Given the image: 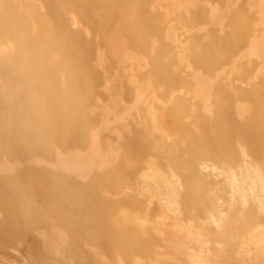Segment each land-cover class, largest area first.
<instances>
[{
  "label": "bare ground",
  "instance_id": "6f19581e",
  "mask_svg": "<svg viewBox=\"0 0 264 264\" xmlns=\"http://www.w3.org/2000/svg\"><path fill=\"white\" fill-rule=\"evenodd\" d=\"M200 1H172L178 29L221 24L224 13ZM152 3L0 0V250L18 241L42 264H264V32L243 50L250 23L237 7L224 32H191L176 47ZM95 35L117 63L144 53L135 70L145 82L119 72L108 104ZM251 54L262 77L245 64ZM184 61L199 71L193 80L180 74ZM192 83L207 113L168 93ZM169 96L145 117L140 101ZM124 97H134L131 110ZM154 200L175 224L190 219L200 253L149 217Z\"/></svg>",
  "mask_w": 264,
  "mask_h": 264
},
{
  "label": "rangeland",
  "instance_id": "374dc122",
  "mask_svg": "<svg viewBox=\"0 0 264 264\" xmlns=\"http://www.w3.org/2000/svg\"><path fill=\"white\" fill-rule=\"evenodd\" d=\"M172 1L173 0H153V8L156 12H158L159 17L161 19V22L163 23V25H165L166 27H170L171 29L173 28L174 31L177 33L176 37H177V41H175V45L177 47V43L183 44L184 46H186V44L189 42L190 40V34L191 32H200V33H206L207 31L210 30V28H214L217 29L218 32H224L225 29L228 28V23L229 20L227 18V13L229 14L230 11L235 10L237 7H240L243 12L246 14V16L248 17V21L250 23L249 25V29H248V36L247 39L244 40L242 49L246 50L248 49L249 45H250V38L254 37L255 35H259V37L263 34L264 32V15H263V9H264V0L261 2L260 0H229L228 5L225 1H220V0H204V1H200L202 4H205L208 6V8L210 7L212 9V7L214 8H218L222 13H224V19L222 20L221 24H218L217 22H209L206 24H200V25H196L193 27V29L191 31H182L180 29L177 28L176 24H177V10L174 9V6L172 5ZM207 2V4H206ZM262 8H261V6ZM173 6V8H172ZM171 7V8H170ZM226 14V15H225ZM74 18H77L75 16V14H72V25L73 27L79 26V27H83L82 25V21H80L78 18L76 19L77 22L73 21L75 20ZM177 29V30H175ZM224 30V31H223ZM122 31V30H121ZM121 31L118 30V32L113 36L116 38V40H122L124 42V37L121 36ZM251 36V37H250ZM250 37V38H249ZM96 39V47H95V55H94V63L95 66L105 75V79L104 82L102 83V85H99L98 87V92H102L105 91V96L104 98H102V102L105 104H108L111 100V97L113 94H115L114 92L110 94V92L107 91L106 87L107 85H109L113 79L117 78V74H119V72L124 73L126 75V77H135L138 78L139 76V70H135V68H137V65L142 64V59L141 56L144 54L138 50H136V52H134L131 57H127L125 59L122 60V62L117 63V59L111 56V52H110V46L109 44H104L102 42V40L98 37L93 36V40ZM102 47V49H101ZM179 47V46H178ZM126 48V47H125ZM100 49V50H99ZM129 49V48H126ZM181 49L177 48V51L180 52ZM182 52V51H181ZM98 54V55H97ZM99 54H108L109 55V59L111 60V64L113 66L110 65H106L103 64V62L100 64L99 62ZM252 56V57H251ZM105 57V56H104ZM108 59V57L106 58ZM245 64H249V62L254 61L253 64H251V70L252 72L259 76L262 77V70H259L261 66L257 65L258 63L260 64L261 61H259V59H257L256 56H253L252 54L250 55V57L248 58L245 57ZM117 63V64H116ZM119 64V65H118ZM259 71H258V70ZM182 71V73H181ZM258 73H257V72ZM198 69L195 68V66L191 65V64H186V62L184 61L181 65V69H180V74H183V76H187L189 79L193 80V77L198 73ZM261 72V74H260ZM227 73V72H226ZM137 74L136 76H133ZM259 74V75H258ZM234 76V75H233ZM233 76H231V72L227 73V78H231L233 79ZM143 81L145 82V79L141 78L139 76V78L137 79V82H139L141 84V82L143 83ZM194 82V81H193ZM191 87L184 86V85H177L175 91L171 90L168 91V93L170 92V94H175V96L177 97H183L184 99H187L189 101L190 107L194 108L196 105L200 106L202 105V109L204 111H206L205 106L203 105L206 102L205 96H202L200 94H197V92L194 90V83L190 84ZM189 86V85H188ZM106 89V90H105ZM106 99V100H103ZM145 98V100L140 101V103L142 104L143 108H144V115L145 117H147L148 119L150 118V110H151V102L155 105V107L162 112V106L164 104L168 105L170 103V101L172 100L171 96H169L168 98H165V103H163V100H157V99H147ZM134 97H129V98H123L122 103L125 104L127 107H130L131 110V106H133V104L135 103L134 101ZM143 110V109H142ZM190 113L188 115L189 120L192 119L193 116L190 117V115L192 114L193 109H190ZM207 113V111H206ZM110 114V115H109ZM109 114H105L106 117L108 118V122H112L111 125L115 126L116 123H119L115 120V117L112 113ZM159 115L162 117V119H164L165 121H170L171 117L166 114V113H159ZM132 118L131 117H127L121 124H128L131 123ZM115 122V123H113ZM107 135H109V132H107ZM216 171L214 170V173ZM139 174V173H138ZM215 174L214 178H219V175ZM223 175H220V177H222ZM135 181V180H134ZM139 199H143V197L141 195H138ZM231 194L230 196H228V198H225L228 203H231ZM220 202V201H219ZM244 207H248V202H244ZM146 203L144 202L142 204V212H146L145 210V206ZM238 207H242L243 203L242 202H238ZM148 206V205H147ZM131 212H137L139 211V209L137 208V206H133L129 207ZM149 210V217L153 220L156 221H160L163 220L164 221V225L162 226L166 231H170L172 233H174V237H177L176 239L178 240H185L184 238H186L188 240L189 243V247L191 251H195V252H201L202 250H200L198 243L193 239L194 234L196 232H194V234L192 233L194 231V229H190L191 228V222L190 219H186L183 223L181 222V224H179V222L177 221V224H175L176 220H175V216H174V212H168V210H164L160 207V201H156L154 200L151 205ZM229 210L228 209H224L221 214H226ZM167 214V215H166ZM168 217H166V216ZM164 217V219H162L161 217ZM161 218V219H160ZM175 222V223H174ZM183 224V226H182ZM191 224V225H189ZM176 225V226H174ZM179 227H178V226ZM189 226L188 232H191L190 230H192V232L190 233L191 235H193L191 238L188 235V232H186L187 226ZM155 226V225H154ZM152 226V227H154ZM175 228V229H173ZM179 229V230H178ZM254 229V228H253ZM185 230V231H184ZM184 231V233H183ZM183 233V234H182ZM186 233V234H185ZM181 234V235H179ZM251 234H254L253 232H251ZM183 235L186 237L183 238ZM180 236V238H179ZM188 236V237H187ZM194 243H193V242ZM164 242V238H162V242L160 244H162ZM246 242L248 243H252L251 238L246 240ZM158 243V242H157ZM13 245H8L6 248V250H0V264H42L41 262L35 260L32 258V256L30 255L29 251L26 249V247L16 241L11 243ZM165 248H159L157 250L163 252L162 255L164 256H172L175 254V249L173 247L170 246H164ZM158 248V247H157ZM170 248V249H169ZM172 249V250H171ZM196 249V250H195ZM172 251V252H171ZM163 257V256H162ZM186 257V256H185ZM100 258L105 259L103 256H100Z\"/></svg>",
  "mask_w": 264,
  "mask_h": 264
}]
</instances>
